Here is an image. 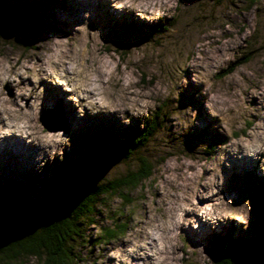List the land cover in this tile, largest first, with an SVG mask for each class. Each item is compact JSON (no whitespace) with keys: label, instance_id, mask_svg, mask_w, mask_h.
Returning a JSON list of instances; mask_svg holds the SVG:
<instances>
[{"label":"rangeland","instance_id":"rangeland-1","mask_svg":"<svg viewBox=\"0 0 264 264\" xmlns=\"http://www.w3.org/2000/svg\"><path fill=\"white\" fill-rule=\"evenodd\" d=\"M99 0H0V57L5 51L22 58L23 53H28L37 43L49 44L53 48H63L62 43H82L75 35L67 33L73 23L80 22L81 13L89 10V27H101L102 36L97 29L92 28L87 33L88 45L94 44L99 39L102 44L101 55L111 61L114 71L121 76L119 81L111 83L112 102L120 106L119 99L128 92L130 104L135 108H143L147 115L141 113L142 120L149 118L160 106L159 115L167 120L155 133L153 138L142 149L141 153L153 164V172L139 187L130 190L126 195L131 201L124 203L115 195H108L105 204L99 207L100 214L96 217V224H86L84 241L76 245V258L72 264H96L97 259L106 252L105 245L115 247L111 240L122 236L130 227L133 215L138 214L146 220L153 212L157 200L163 201L167 196V185L157 184L159 177V164L167 157L176 155L193 161L208 160L211 162L212 151L207 149L192 150L198 143H205L208 147L215 140L225 142V137L217 131V123L223 126V120L209 115L203 104V97L199 94L200 84L193 83L190 74L209 71V78L215 82L222 95L232 92L234 87H239L242 81L247 88L244 89L245 100L252 96V89H259L264 85V0H168L165 17H160L152 22L137 18L133 12H126L119 17H114L107 7L106 2ZM132 3H162L163 0H131ZM26 15L30 20L23 32L9 28V18ZM13 26V25H12ZM42 33V34H41ZM43 34L45 38L41 41ZM51 34V35H49ZM35 44V45H34ZM5 49V50H4ZM135 50V51H133ZM132 57H136L135 59ZM225 57H227L225 59ZM20 58V59H21ZM118 58V59H117ZM177 61L184 67L181 75L187 79V84L181 87L177 107L190 105L196 110L197 124L191 125L186 132L179 136L172 129L171 113L177 111L171 96H165V86L174 79ZM123 65V69L122 66ZM175 66V67H174ZM215 69V71H211ZM227 70L229 72L226 73ZM225 72V73H224ZM125 73L128 74V83H123ZM44 85V97L40 114L25 112L26 120L34 126L33 130L46 133L64 132L71 139V146L64 149L63 159L47 160L46 155L41 158L45 163L37 168L35 159L38 149L32 144L22 143L26 147L22 154H11L7 146H0V188L7 185L24 183L32 185L42 179L51 180L55 171L65 165L66 161L73 160L79 151H84L85 145L82 138L94 133L99 126L108 129L114 136L120 137L123 131L134 129L139 124L140 117H132L127 125L120 124L114 114L89 115L85 112L83 117H76L74 109L63 100L64 93L58 86L50 85L41 80ZM101 83H105L101 81ZM52 87L56 94L45 95L46 90ZM9 96L12 90L5 84ZM260 100L264 102V93H260ZM55 97V98H54ZM249 103L256 107V98L252 97ZM227 104V100L218 101ZM127 110V109H126ZM31 111V110H29ZM55 119L56 130H47L41 117ZM231 113V109L228 110ZM221 116L227 119L221 110ZM252 116L245 119V125L250 126L254 119ZM54 125V126H55ZM43 129L44 131H41ZM29 132L32 129H28ZM227 132L228 129L224 128ZM236 133L233 132L232 136ZM33 143L37 144V137L32 134ZM39 145V144H37ZM3 150V151H2ZM50 152L59 151L55 147L48 148ZM20 151L16 147V152ZM4 157V158H3ZM226 159L231 161V169H225L224 194L233 197V207L239 209V204L248 198L251 208L248 230L235 237L244 242L246 264H264V210L259 193L264 183V175L256 173L257 163L254 160L243 158L240 160L226 154ZM240 163L237 166L235 161ZM250 161V165L247 164ZM128 164L119 162L105 173L95 178L94 182L101 183L122 174ZM239 165V164H238ZM190 170L191 166H190ZM155 174V175H154ZM42 192L41 187L35 188V195ZM162 193V194H161ZM160 196L158 197V195ZM199 202V201H198ZM160 211V209H156ZM110 218H118L119 222L126 225L122 234L113 239H100L99 230L103 226L112 224ZM199 220V218L197 217ZM141 222L142 221H138ZM219 231H214L207 223H200L198 229L185 232L179 237H173V253L170 257L175 261L178 257L181 264H209L211 257L212 236L214 234L232 233L239 225L231 220L220 224ZM191 233V234H190ZM233 237V236H232ZM262 240L256 247L249 239ZM203 244V245H197ZM111 259V258H109ZM24 260V259H23ZM16 261L13 264H28L27 259ZM37 264V261H35ZM107 264V262H106Z\"/></svg>","mask_w":264,"mask_h":264},{"label":"clouds","instance_id":"clouds-1","mask_svg":"<svg viewBox=\"0 0 264 264\" xmlns=\"http://www.w3.org/2000/svg\"><path fill=\"white\" fill-rule=\"evenodd\" d=\"M168 0L162 3H132L131 0H107V7L114 17H119L126 12H133L137 18L152 22L166 15ZM89 10L81 13L78 23H73L67 33L77 36L82 43L62 42L65 47L48 52L42 62L33 61L27 63L15 61L0 63V140L5 137L17 136L24 143L34 145L38 151L35 159L38 161L37 168L41 167L45 160L63 159L64 149L71 146V139L63 128L55 138L56 147L59 151L50 152L48 148L37 145L28 139L24 122L20 119L22 112L31 110L32 113L40 114L44 97V85L41 80L54 86H58L64 93L63 100L68 102L76 117H83L85 112L89 115L114 114L120 124L127 125L132 117H140L141 113L147 115L143 108H135L133 105L119 106L111 99L113 90L109 87L110 77L116 83L121 79L115 71V65L105 56L101 55L102 44L96 39L89 47L87 33L96 28L98 35L102 36L101 27H89ZM51 35V34H49ZM37 39L34 42L43 40ZM135 51V50H133ZM37 52V57H40ZM136 58V57H132ZM227 57H225L226 59ZM118 59V58H117ZM179 67H175L174 76L181 77L170 81L164 89L165 96H171L173 105L177 111L171 113L172 129L179 136L188 128L197 124L195 119L196 110L190 105L177 107V99L181 87L187 84L185 76L181 75L184 67L177 61ZM123 69V65L121 66ZM211 71H215L212 69ZM210 72H199L197 75L190 74V79L195 84H200L198 92L203 97L202 104L206 112L223 120V126L215 125L225 142H218L211 148V162L208 160L193 161L183 156H170L163 160L157 167L159 177L157 184H166L167 196L161 201L157 200L153 206V212L145 220L144 217L134 214L131 227L117 239L111 240L115 247L105 245L106 252L100 256L96 264H181L177 257L175 261L164 254L174 249L168 243L172 237H179L181 229L196 230L200 223H207L214 231L217 227L231 220L239 225L232 233L233 238L248 230L250 216V202L246 197L239 202V209L233 206V197L224 194L225 169H231L232 163L226 159V154L237 160L249 158L256 161V173L264 175V102L260 100V93H264V85L259 89H252V96L245 100L244 89L247 88L242 81L239 87H234L232 92L222 95L209 78ZM101 81L105 83H101ZM123 83H128V74L125 73ZM5 84L12 90L9 96ZM252 97L256 98V107L249 103ZM227 100V104L218 101ZM13 105H15L13 107ZM127 109V110H126ZM231 109V113L228 110ZM221 110L227 116H221ZM252 116L261 118L254 119L250 126L245 125V119ZM224 128L228 131L225 132ZM235 132L236 135L232 136ZM52 145H49L51 148ZM209 148L205 143L196 144L192 150ZM190 166L191 169L190 170ZM155 175V174H154ZM199 201V202H198ZM160 209V211H156ZM199 218V220L197 219ZM138 221H142L138 222ZM203 245V244H197ZM111 258V259H109ZM28 264H35L34 254L27 256Z\"/></svg>","mask_w":264,"mask_h":264},{"label":"trees","instance_id":"trees-1","mask_svg":"<svg viewBox=\"0 0 264 264\" xmlns=\"http://www.w3.org/2000/svg\"><path fill=\"white\" fill-rule=\"evenodd\" d=\"M26 15L9 18V28L23 32ZM227 72L228 69L224 70ZM225 73V72H224ZM160 106L143 120L142 126L123 131L120 137L102 126L82 138L84 151L66 161L51 180L32 185L17 183L0 188V264H13L34 254L37 264H72L76 245L84 241L86 224H96L99 207L108 195L124 203L131 201L126 193L150 177L153 164L141 153L155 133L166 122L159 115ZM215 140L207 152L217 144ZM119 162L128 164L122 174L105 182H94ZM42 192L35 195V188ZM259 196L264 192V184ZM112 224L99 230L102 240L117 237L125 230L124 222L110 218ZM258 247L261 239H249ZM209 264H246L244 242L229 233L214 234ZM23 260V261H24ZM193 264V263H191Z\"/></svg>","mask_w":264,"mask_h":264},{"label":"bare ground","instance_id":"bare-ground-1","mask_svg":"<svg viewBox=\"0 0 264 264\" xmlns=\"http://www.w3.org/2000/svg\"><path fill=\"white\" fill-rule=\"evenodd\" d=\"M99 1H103V2H106V0H99ZM103 2H100L103 4ZM42 34V33H41ZM46 34H43V38H45ZM39 39V38H38ZM35 45V44H34ZM50 49V45L49 44H43V43H37L35 46H33V49L32 50H29L28 53H23L22 55V58L19 57V56H16L15 57V54L12 53V51H5V55L3 57H0V63H4V62H9L11 63L12 61H15L17 64H19L21 61H25L27 63H32L33 61H36V62H42V58L46 55L45 53ZM59 48H53L52 51H55ZM5 50V49H4ZM46 51V52H45ZM37 52H39L41 55L40 57H37ZM21 58V59H20ZM48 94L50 96H53L56 94V91L53 90L52 91V87H49V89L46 90V93L45 95L48 96ZM55 98V97H54ZM120 101V106H126V105H129L130 104V99H129V94L128 92H126V94L123 96L122 99H119ZM15 105H13L14 107ZM28 114V116H30L31 114V111H27L26 112ZM20 119L24 122V125H25V131H26V134H27V137L29 140L33 141V138H32V134L35 135L38 139L37 141V144H39L40 146H43L45 148H49V145L51 144L52 147H55L56 145V136L57 134L55 133H46L47 131H44L43 129H41V131H44L45 133L43 132H38V135L34 132L33 128L34 126L31 125L27 120H26V117H25V112H22L21 114V117ZM28 129H32L31 132L28 131ZM34 142V141H33ZM7 146V148L9 149L8 151L15 155V154H22L24 153V150H25V146L24 144L22 143V139L17 137V136H10V137H5L3 140H0V146ZM16 147H19L20 148V151L17 153L16 152ZM3 151V150H2ZM1 150H0V162H8V158L7 159H1ZM4 158V157H3ZM249 159V158H248ZM235 161V160H234ZM236 165L237 166H240V163L239 162H236ZM239 164V165H238ZM247 164L250 165V161H247ZM253 165L256 163L253 162L252 163ZM264 184V183H263ZM162 194V193H161ZM160 196V194L158 195V197ZM145 217V216H144ZM192 229L191 227L189 226V229L186 230L185 232H191ZM191 234V233H190ZM172 240H173V237L170 238L168 240V243H172ZM173 247V245H172ZM171 254H174L173 251L170 252ZM164 254L168 257H170L169 253H168V249L167 247L164 249Z\"/></svg>","mask_w":264,"mask_h":264},{"label":"water","instance_id":"water-1","mask_svg":"<svg viewBox=\"0 0 264 264\" xmlns=\"http://www.w3.org/2000/svg\"><path fill=\"white\" fill-rule=\"evenodd\" d=\"M45 112L46 111H44V114L41 117V122H42L43 126L47 130H56V129H58L59 127L55 125V121H54L55 119L52 120L51 118H47L46 115H45ZM260 198H261L262 207H263V210H264V192H263V194H262V196Z\"/></svg>","mask_w":264,"mask_h":264}]
</instances>
